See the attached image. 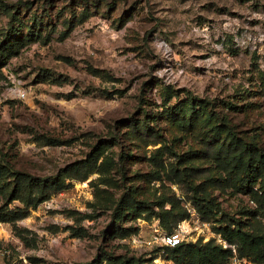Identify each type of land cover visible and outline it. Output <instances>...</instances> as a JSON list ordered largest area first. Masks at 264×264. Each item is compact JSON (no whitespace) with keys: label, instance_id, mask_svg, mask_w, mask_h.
<instances>
[{"label":"rangeland","instance_id":"374dc122","mask_svg":"<svg viewBox=\"0 0 264 264\" xmlns=\"http://www.w3.org/2000/svg\"><path fill=\"white\" fill-rule=\"evenodd\" d=\"M6 41L20 50L0 63V208H24L12 200L18 173L97 165L0 224V264H169L159 246L134 243L167 232L151 216L162 201L195 210L188 241H222L192 187L264 231L262 178L251 192L236 185L243 150L264 153V0H0Z\"/></svg>","mask_w":264,"mask_h":264},{"label":"trees","instance_id":"16d2710c","mask_svg":"<svg viewBox=\"0 0 264 264\" xmlns=\"http://www.w3.org/2000/svg\"><path fill=\"white\" fill-rule=\"evenodd\" d=\"M17 36L15 32L10 35L8 40ZM19 50L20 46L13 41H6L0 45L1 65H5L10 59L17 56ZM146 128L148 133L150 126ZM233 139V142L237 143L239 147L240 142L236 133H233ZM240 160L246 163L242 167L241 180L238 179L236 181L237 188L244 192H251L257 187L259 180L262 178L260 183L261 195L257 201L259 209L254 215L256 216L260 213L264 216V153H257L245 148ZM96 165V160L91 158L85 162L68 166L63 171L62 178L56 177L48 180L18 173L14 181L12 200L20 201L24 204V208H16L14 210L0 208V224L15 223L27 218L30 209L35 210L52 196L68 190L70 187L67 184L68 180L87 181L94 173ZM191 174L196 177L197 171L192 169ZM191 190L195 196L194 199L199 202L197 209L199 214L210 225L211 217L217 218V227L214 228L212 226L213 233L220 236L230 247L225 248L223 244L216 242L215 239L208 242H204L203 240L184 242L175 248H166L165 261L171 264H231L233 258L237 256L239 259H248L254 264H264V231H250L236 218L227 219V215L221 213L220 209L211 200L200 196L198 188L192 187ZM167 203L168 201L160 202L158 204V213L155 212L151 216L160 219L161 226L167 232L173 233L181 222L188 220L190 213L187 209L181 213L176 212L172 208L166 209ZM131 206H133V203L128 200L124 202L122 208L126 211L130 210ZM142 208L145 211L150 210L149 206H143ZM231 247L235 248L236 254ZM154 260L131 257L112 264H157Z\"/></svg>","mask_w":264,"mask_h":264},{"label":"built area","instance_id":"2783aa9c","mask_svg":"<svg viewBox=\"0 0 264 264\" xmlns=\"http://www.w3.org/2000/svg\"><path fill=\"white\" fill-rule=\"evenodd\" d=\"M18 97L20 99H26L28 97V93L25 90L19 89L18 91ZM188 211L190 212L191 215H193V211L195 213V210H192L190 207L188 209ZM188 221L189 220H185L183 222H181L177 228L174 230L173 233H162L160 232L159 228L155 226L156 230H155V237L150 240V241H143L140 239H134V243L137 245H145L147 247L150 246V248L155 247V246H159L161 252L165 253V249L166 248H175L179 245H181L184 242H193V241H188L187 238L189 237V233H188V229H187V225H188ZM202 225L204 228L208 229L210 224L205 222V221H201ZM222 240V239H221ZM197 242V241H196ZM220 244H223V246L225 248L230 247L227 242L225 241H218ZM234 251V253L236 254V250L234 247H231ZM157 261V260H156ZM160 264V263H157ZM171 264V263H169ZM232 264H254L253 262H251L248 259H239L237 256H235L232 260Z\"/></svg>","mask_w":264,"mask_h":264}]
</instances>
